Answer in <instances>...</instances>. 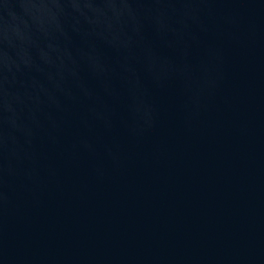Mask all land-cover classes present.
<instances>
[{
	"label": "water",
	"instance_id": "obj_1",
	"mask_svg": "<svg viewBox=\"0 0 264 264\" xmlns=\"http://www.w3.org/2000/svg\"><path fill=\"white\" fill-rule=\"evenodd\" d=\"M0 264H264V0H0Z\"/></svg>",
	"mask_w": 264,
	"mask_h": 264
}]
</instances>
